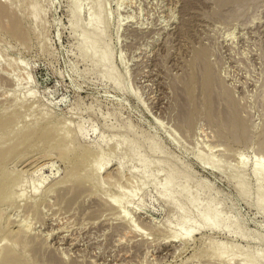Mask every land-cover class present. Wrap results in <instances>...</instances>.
I'll list each match as a JSON object with an SVG mask.
<instances>
[{"label": "rangeland", "instance_id": "1", "mask_svg": "<svg viewBox=\"0 0 264 264\" xmlns=\"http://www.w3.org/2000/svg\"><path fill=\"white\" fill-rule=\"evenodd\" d=\"M0 6V264H264V0Z\"/></svg>", "mask_w": 264, "mask_h": 264}, {"label": "bare ground", "instance_id": "2", "mask_svg": "<svg viewBox=\"0 0 264 264\" xmlns=\"http://www.w3.org/2000/svg\"><path fill=\"white\" fill-rule=\"evenodd\" d=\"M1 7V6H0ZM100 8H101V6L100 5H98L92 12H91V15H90V18H89V20H90V23L92 24V26H95V24H96V21H97V18H98V14H99V11H100ZM4 11V10H3ZM77 12H78V9L77 8H75V10H73V17H74V19H75V17L77 16ZM9 15H11V13L9 14ZM79 25H78V22L75 20L74 21V29L75 30H77V29H79ZM11 30V29H10ZM91 43L88 45V43L86 42V44H85V47H84V49L82 50L83 51V55L85 56V57H91V56H93V55H95V54H98L99 52H101V50L104 48L103 46V35L101 34V33H98L95 29L92 31V34H91ZM101 58H100V60H101V62H102V64H104V63H106L107 61H108V55L105 53H102L101 55ZM113 81H114V79H113ZM205 86V85H204ZM31 127H33V126H31ZM30 127V128H31ZM39 130V129H38ZM37 132V131H36ZM25 144V143H24ZM54 144V143H53ZM29 145V144H28ZM15 149V148H14ZM80 162V161H79ZM80 163H82V162H80ZM97 164L99 165V162L97 161ZM72 166H73V164H72ZM75 166H76V164H75ZM77 166H78V164H77ZM76 166V167H77ZM74 167V166H73ZM258 169H259V167H258ZM76 170V169H75ZM261 171V170H260ZM258 171V173H259V178L258 179H260V178H262V177H264V171ZM5 185H2L1 183H0V191H1V189H6V187H4ZM6 192V191H5ZM258 195H260V197H262V198H264V188H258ZM10 256L9 257H11V252H7ZM7 254V255H8ZM7 257V256H6ZM8 259H10V258H7L6 260H8ZM11 260V259H10Z\"/></svg>", "mask_w": 264, "mask_h": 264}]
</instances>
